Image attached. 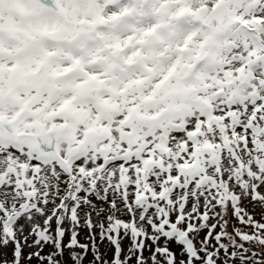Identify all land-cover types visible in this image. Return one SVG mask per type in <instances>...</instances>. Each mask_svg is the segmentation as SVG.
Masks as SVG:
<instances>
[{
  "label": "rangeland",
  "instance_id": "rangeland-1",
  "mask_svg": "<svg viewBox=\"0 0 264 264\" xmlns=\"http://www.w3.org/2000/svg\"><path fill=\"white\" fill-rule=\"evenodd\" d=\"M256 101L264 0H0V181L111 170Z\"/></svg>",
  "mask_w": 264,
  "mask_h": 264
},
{
  "label": "snow or ice",
  "instance_id": "snow-or-ice-1",
  "mask_svg": "<svg viewBox=\"0 0 264 264\" xmlns=\"http://www.w3.org/2000/svg\"><path fill=\"white\" fill-rule=\"evenodd\" d=\"M240 111L55 186L9 172L0 264H264V102Z\"/></svg>",
  "mask_w": 264,
  "mask_h": 264
},
{
  "label": "trees",
  "instance_id": "trees-1",
  "mask_svg": "<svg viewBox=\"0 0 264 264\" xmlns=\"http://www.w3.org/2000/svg\"><path fill=\"white\" fill-rule=\"evenodd\" d=\"M99 28H101V27H97L98 30H99ZM72 44H74V43H72ZM82 48H83V46L80 42V43H78L77 47L74 49H72L70 46H65L61 51L64 54L66 52H68L69 55L72 56V58L76 61L87 63L86 60H88L89 57H91V55L87 51H83ZM90 52H91V50H90ZM82 70H87V71H85L86 75L90 74V72H88V68H86V69L82 68Z\"/></svg>",
  "mask_w": 264,
  "mask_h": 264
},
{
  "label": "bare ground",
  "instance_id": "bare-ground-1",
  "mask_svg": "<svg viewBox=\"0 0 264 264\" xmlns=\"http://www.w3.org/2000/svg\"><path fill=\"white\" fill-rule=\"evenodd\" d=\"M50 171V170H49Z\"/></svg>",
  "mask_w": 264,
  "mask_h": 264
}]
</instances>
